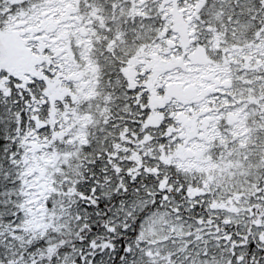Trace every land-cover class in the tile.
I'll return each mask as SVG.
<instances>
[{
    "label": "snow or ice",
    "instance_id": "obj_1",
    "mask_svg": "<svg viewBox=\"0 0 264 264\" xmlns=\"http://www.w3.org/2000/svg\"><path fill=\"white\" fill-rule=\"evenodd\" d=\"M0 264H264V0H0Z\"/></svg>",
    "mask_w": 264,
    "mask_h": 264
}]
</instances>
